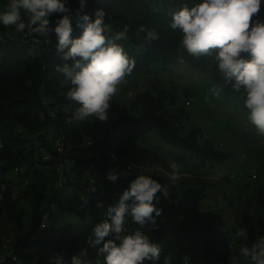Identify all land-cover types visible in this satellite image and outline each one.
I'll return each mask as SVG.
<instances>
[{
  "label": "trees",
  "instance_id": "1",
  "mask_svg": "<svg viewBox=\"0 0 264 264\" xmlns=\"http://www.w3.org/2000/svg\"><path fill=\"white\" fill-rule=\"evenodd\" d=\"M161 2L86 0L85 14L94 19L96 10L106 11L105 23L113 32L121 30L123 25L130 26L128 40L119 41L136 62L133 72L126 77L150 72L154 66L166 69L169 64L183 63L198 72H210L215 84L228 96L239 97L241 93L223 86L214 66L212 71L208 70L209 57L197 59L184 51L180 45L181 33L169 27L176 10L168 9L165 0ZM171 2L177 4L176 0ZM69 3L79 8L78 0ZM141 26L155 29L159 39L146 43V33L138 31ZM73 28V38H78L82 29ZM0 32L7 35L0 41V185L3 186L0 200L6 222L17 230L23 228L24 211L20 204L27 205L33 231L25 244L8 239L0 241V246L9 242L15 257V261L4 257L0 264H18L16 257L22 248L32 251L25 255L30 258V264H55L57 257H62V264H71V258L79 253L78 244L92 235L93 228L106 219L108 207L114 205L107 195L122 194L137 176L130 171L128 149L135 153L138 144H145L152 134L157 133L166 144L187 151L201 163L219 162L227 157L207 142L200 143V130L181 134L178 126L187 116L183 109L173 108L176 97L165 92L138 95L137 115L126 106L111 104L106 123L94 117L69 123L79 105L66 99L71 84L55 71L63 61L62 54L56 51L54 34L46 45L43 42L27 45L20 43L23 33H17L14 27L0 25ZM59 137L64 143L61 156L53 145ZM44 153L48 161L42 160ZM59 163L65 165L66 181L57 189L55 169ZM10 172L25 178L15 200L11 198L12 188L7 178ZM111 172L119 176L115 182L107 179ZM82 173L89 177V185L78 182L76 175ZM148 176L161 184L170 182L156 173ZM92 186L95 192L90 191ZM203 198L201 188L188 189L178 196L175 185L170 189V199L161 197L157 207L163 212L157 218V230H151L148 225L140 229L151 241L161 244L159 264H163L165 257L171 258V264H228L229 246L221 232L223 223L219 215L199 209ZM256 200L264 207V188H257ZM98 203L103 206L97 207ZM126 227L125 234L139 228L131 217L126 218Z\"/></svg>",
  "mask_w": 264,
  "mask_h": 264
},
{
  "label": "clouds",
  "instance_id": "2",
  "mask_svg": "<svg viewBox=\"0 0 264 264\" xmlns=\"http://www.w3.org/2000/svg\"><path fill=\"white\" fill-rule=\"evenodd\" d=\"M78 2L79 8L72 9L69 0H8L0 11V25L14 27L17 33L33 37L54 34L56 51L62 54L63 61L55 71L71 84L65 93L66 99L79 105L69 123L91 117L106 123L112 98L136 66L135 60L119 43L128 40L130 26L123 25L121 30L113 32L105 23L106 11L96 10L93 19L85 14L86 0ZM261 7L262 0H201L191 7L185 2L172 14L169 27L181 33L180 45L184 51L197 59L209 57L208 70L212 71L214 66L223 86H230L233 92L243 95L247 120L264 136V18L259 15ZM73 24L82 29L78 38H73ZM138 31L146 33V43L159 39L155 29L141 26ZM222 90L221 86H213L209 94L219 97ZM169 168V183L161 184L148 175L139 174L119 194L115 204L108 207L106 219L93 228L86 241L88 248L96 249L97 257L103 258H97L95 264H159L161 244L151 241L140 229L146 225L153 231L158 228L157 218L163 210L157 205L161 197L170 199V189L181 177L177 163L169 162ZM118 178L112 172L107 177L111 182ZM90 191L95 192L96 188L92 186ZM102 206V203L97 204V207ZM127 217L139 226L129 234H125L128 232ZM246 234V228L237 229L234 239ZM110 236L113 238L106 240ZM88 248L73 256L71 264H91L86 259ZM241 259L247 264H264V236L250 246L241 247L238 256L230 254L229 264H240ZM55 264H62V257L55 258ZM163 264H171V258L165 257Z\"/></svg>",
  "mask_w": 264,
  "mask_h": 264
},
{
  "label": "rangeland",
  "instance_id": "3",
  "mask_svg": "<svg viewBox=\"0 0 264 264\" xmlns=\"http://www.w3.org/2000/svg\"><path fill=\"white\" fill-rule=\"evenodd\" d=\"M157 2L162 3L161 0ZM185 2L191 7L199 0H178L176 5L171 0H165L164 4L168 9L178 10ZM7 3L8 0H0V11ZM259 15L264 18V0ZM125 79L126 82L119 86L120 90L110 104L126 106L133 115H137L138 95L155 96L158 92H165L167 96H175L173 108L183 109L187 116L178 126L181 134L198 129L201 132L200 143L207 142L218 152L227 155L219 162L201 163L187 151L166 144L156 133L145 144H138L135 153L128 149L130 171L136 175L156 173L168 178L171 172L169 162L177 163L181 177L175 184L176 194L180 196L188 189L201 188L204 198L199 209L219 215L223 223L221 232L229 246L228 259L230 254L238 256L241 247L250 246L258 237L264 236V207H260L256 200L257 188H264V136L259 135L247 120L243 95L230 97L222 90L219 97L211 96L209 90L217 86L212 74L198 72L183 63L169 64L166 69L154 66L150 72ZM186 102L190 105L187 106ZM76 176L78 182L90 184L86 173ZM7 178L11 183V198L15 200L25 178L17 177L14 172H10ZM95 186L98 187V184ZM107 196L115 204L119 194ZM20 207L24 211L21 219L23 228L17 230L6 222L0 200V241L8 239L23 244L30 241L33 235L30 212L27 205L20 204ZM240 228H246L247 234L234 239L235 231ZM86 241L78 244L79 252L88 248ZM30 252L22 248L16 257L17 263L30 264V258L25 256ZM87 257L91 264H95L97 258L103 259L97 257L96 249L92 248H88ZM240 264L247 262L241 259Z\"/></svg>",
  "mask_w": 264,
  "mask_h": 264
},
{
  "label": "built area",
  "instance_id": "4",
  "mask_svg": "<svg viewBox=\"0 0 264 264\" xmlns=\"http://www.w3.org/2000/svg\"><path fill=\"white\" fill-rule=\"evenodd\" d=\"M95 1H100V0H95ZM72 9H75V8L72 7ZM73 26H75V24H73ZM2 36L7 37V35L2 34L0 32V41L2 40L1 39ZM48 40H49V37H39V36L33 37V36H28L26 33H23L21 35V37L19 38L20 43H26V44H41V42H43L46 45L48 43ZM50 117L52 119L54 118L53 115H51ZM53 145L55 148V152L61 156L63 154V151H64V149H63L64 143H63L62 137L55 139L53 141ZM41 152H43L42 149H40V153ZM48 159H49L48 155L46 153H44L42 160L48 161ZM65 171H66L65 165L63 163H59L56 166V169H55V173H56L55 187L57 189L61 188L66 181ZM5 251H7V252L5 253ZM13 252H14V249L11 247L9 242H5V244L0 246V261L4 260V257L10 258L12 261H15V257L13 256Z\"/></svg>",
  "mask_w": 264,
  "mask_h": 264
},
{
  "label": "bare ground",
  "instance_id": "5",
  "mask_svg": "<svg viewBox=\"0 0 264 264\" xmlns=\"http://www.w3.org/2000/svg\"><path fill=\"white\" fill-rule=\"evenodd\" d=\"M173 1H174V0H173ZM177 1H178V0H177ZM177 1H176V2H177ZM176 2H175V3H176ZM172 4H174V3H172ZM27 45H29V44H27ZM28 49H29V48H28ZM28 49H27V50H28ZM29 50H30V49H29Z\"/></svg>",
  "mask_w": 264,
  "mask_h": 264
}]
</instances>
